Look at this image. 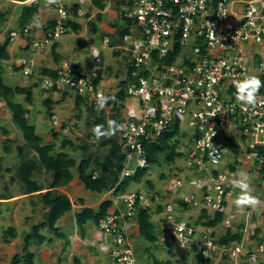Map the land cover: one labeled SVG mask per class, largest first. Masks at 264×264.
Instances as JSON below:
<instances>
[{"label": "built area", "instance_id": "obj_1", "mask_svg": "<svg viewBox=\"0 0 264 264\" xmlns=\"http://www.w3.org/2000/svg\"><path fill=\"white\" fill-rule=\"evenodd\" d=\"M50 6L55 12L53 25L30 41L31 56L21 58L18 67L40 89L72 92L98 108L101 96L108 94L96 82L95 68L62 60L55 76L38 71L34 54L56 43L74 17L69 0H56ZM120 12L133 21V34L124 37L128 64L124 92L126 99L136 103L135 109L125 105L118 124V143L125 157L119 180L149 166L146 145L159 143L173 122H178L179 130L185 125L190 132L184 168L190 174L171 181L170 199L157 194L150 197L152 204L161 207L163 230L158 241L191 245L203 260L216 254V261L209 264L235 260L244 254L243 237L239 242L217 243V225L197 231L178 216L174 199L188 208L220 213L219 224L226 230L233 228L237 214L228 202L235 182L223 166L224 152H233L225 145V137L230 136L240 148L238 154L233 152L237 161L244 156L251 162L264 194V86L254 106L237 99V86L244 79L258 77L264 82V0H122ZM19 35L29 38L33 29L25 26L10 32V41ZM171 55L173 59L165 63ZM116 196L118 202L110 208L117 206L109 208L96 227L108 243V264H137L136 210L150 206L140 191ZM249 253L251 261L257 254L264 256V240L257 241Z\"/></svg>", "mask_w": 264, "mask_h": 264}, {"label": "rangeland", "instance_id": "obj_2", "mask_svg": "<svg viewBox=\"0 0 264 264\" xmlns=\"http://www.w3.org/2000/svg\"><path fill=\"white\" fill-rule=\"evenodd\" d=\"M47 1L48 0H42V3L46 4ZM110 1L112 4V2H117L118 0ZM120 13L121 12L119 11V18L121 16ZM79 23L82 28L79 30V36L81 38L87 37L89 34V31L87 32V21L80 20ZM14 28L16 31L18 30L17 25ZM78 34L69 28L68 32L60 37V40H62L65 44H68L70 48L69 54L72 55L70 56V59L68 56V59L73 63H77L79 61L82 62L83 60L87 61L84 64L91 68L101 67V72L104 71L102 74L105 75V79L108 83V85L105 84V87H107L105 88L106 90L104 89L105 94L107 95L116 93L120 86V82L124 80L126 76V69L124 70L122 66L125 63L124 57L115 53L116 51L119 53V50L108 48L107 44H105L107 52L102 53L99 63L90 62L87 57L90 52L86 49H83L78 43H76L75 35ZM17 39L18 38L14 39V41ZM29 55L31 56V54ZM10 66H13V64H10ZM40 69L41 67L38 68V71ZM2 76L4 82L7 85L12 86V88L15 85H27L28 83L27 77H25L18 69L16 70L12 67L10 68V73H3ZM34 82L36 81L31 78V81L29 82V84L31 83L30 87L36 88L33 90L32 103L28 104L25 101V95L23 94H18L17 99L21 101L26 108H28L29 112L26 115L27 121L29 124L34 126L35 134L42 137V142L44 144H54L51 154L61 151L66 152L70 157L75 159L76 165L88 153H93L95 156L102 158L107 153L108 147L101 146L100 140H94L91 138V122L103 111L106 125L111 132V118L113 117V119L118 121L125 115L124 107L127 101L125 100L122 104L112 101L106 107L99 110L98 108L91 110L89 104L87 103H83L80 108H77L75 106V95L73 93L67 92V95L63 97L62 92H55L52 90L45 91L40 89L38 85L36 86ZM102 87L104 86L102 85ZM46 98H51V100L54 102L50 114L47 111V106L44 103ZM17 99L15 100L17 101ZM135 103L136 101L132 99L129 103L130 107L135 109ZM5 112L6 110H4V112H0V128H6V133L4 132V135L0 133V156H2L0 161L2 166L0 171L1 195L9 193L11 187H13L12 191H16L17 193L24 191L26 187L17 176L19 166L27 159H33L35 161L38 160L37 153L25 145V140L22 136V133L14 126L13 123H11L12 121H9V116H11L10 111L8 112V115L5 114ZM189 132L190 129L185 125L180 128L179 134L177 136L178 142L176 144L175 152L186 151V148L188 147L187 135ZM55 133L57 134L56 137L54 136ZM107 136L109 135L106 134L105 137ZM116 138L119 141L118 135ZM7 139L10 140V142H6ZM64 139L72 141L76 147H61V141ZM6 146L9 148V151L4 152V148ZM81 146H86L87 150L84 151L81 149ZM19 147H23V155L19 154ZM170 154L171 152L168 150L160 153L158 155V162L149 164L148 172L143 175L141 181L131 182L125 191H140L145 194V204L150 206L149 208H151V214L158 217L157 221L160 227H156V236L160 235L163 227L160 223L161 215H159L157 211L159 207L154 203L152 204L150 197L152 194H157L163 196L164 199L166 196L168 199H170L172 197V191H169L168 188L173 185L171 181L178 177H188V173L182 175V172H184L183 168L185 167V154H182L181 156L174 155L173 159L169 160L168 157ZM224 155L226 156L225 165H223L224 170L229 169V171L232 173L230 178L236 182L240 179L239 173L243 171L248 176V183L250 187L248 191L233 187L231 189V196L228 202L230 210L237 214V217L234 219L232 225V230H240V228L244 226L245 222L247 225L246 230L242 231L243 239L241 237L245 244L244 254L240 255L235 260L224 259L222 261L216 262V264H264L263 255L257 254V259L255 261L248 259L250 254L249 252L254 249L256 242L264 240V194L259 189L257 184L259 176L250 169L251 162L246 160L244 156H239V161H237L238 156H235L231 151H225ZM71 172L77 177V170L75 167L71 168ZM95 175L96 173H94V176ZM30 178L36 183H39V186L42 188H47L50 181L52 180L50 173H48L44 168L32 171ZM74 185L73 187L75 188ZM76 185H79L80 188L76 190L75 195L81 198H74L75 205H77L82 198H85L88 204H93L97 200L98 202L100 201V203L105 200H111L112 205L113 203L118 202L117 196L114 195L111 190L101 193L93 192L85 189L78 179ZM249 193L255 198L256 202L253 204H240L239 201L242 199L246 200L249 196ZM174 203L176 204V208H178L177 206H181L177 199H174ZM116 206L117 205L114 204L113 208H109L110 210H113ZM40 213L41 212L38 213V216H34L29 220H24L22 218L24 213L0 212V264H9L14 254H19V256L23 257L24 252L22 249L25 244L24 236L31 232L30 229L33 224H37L43 219V216L41 217ZM195 213L196 214H192L190 216L184 215L183 217L185 219H183L188 220L190 224L192 223L191 225H193L197 231H201L203 227H207L202 225L205 219L202 217L200 211ZM247 213L250 214L249 217H247ZM207 214L210 218H213L215 215L212 212H207ZM22 221L23 224L20 226ZM219 223L216 227V235L220 237L224 234L226 228L223 226V223ZM27 224L28 227L26 228L25 225ZM10 228L14 229V231L18 230V228L20 229L15 231L14 235L12 236L9 232ZM32 242L37 243L35 239L32 240ZM134 250L137 264H152V257L161 260L164 264H166V262H171V264H197L198 260L196 255L199 253H196L191 245L181 246L180 244L171 241L167 243H161L158 240L154 242H148L141 238L134 242ZM216 257L217 255H214L213 253L208 259H204L202 264H209L210 262L212 263L213 261H216Z\"/></svg>", "mask_w": 264, "mask_h": 264}, {"label": "trees", "instance_id": "obj_3", "mask_svg": "<svg viewBox=\"0 0 264 264\" xmlns=\"http://www.w3.org/2000/svg\"><path fill=\"white\" fill-rule=\"evenodd\" d=\"M25 1V0H20ZM106 0H91V3L98 10L102 11L105 7ZM37 5H29L24 6L23 13L20 17L21 25L25 23L31 22V19L34 13L37 11ZM73 13H76V8H73ZM75 15V14H74ZM120 17L122 20L126 22V26L123 28H118V36L120 41L126 36L133 34V21L129 18L123 16L120 13ZM96 20L100 19V14H96ZM54 23V22H53ZM52 24L49 26L51 27ZM68 27H72V30L76 33L80 28V25L69 21L67 23ZM96 26L94 24H90V31H95ZM8 44V40L3 44H0V61L9 59V55L7 53L6 47ZM175 51L178 52V47L175 48ZM56 59V58H55ZM173 59V55L164 59V62H170ZM56 61H58L56 59ZM1 66V64H0ZM55 70L52 69H42V74L55 76ZM98 79L96 80V82ZM126 80H122L120 82V86L116 93L108 94L106 97V104H110L113 102H119L122 104L127 95L124 92V85ZM46 91V90H45ZM16 94L25 95V101L28 104L32 103V91L31 87H20L17 86L12 88L6 85L2 77L0 76V99L4 101L5 106L8 108L11 114V121L14 126L22 133V136L25 140V145H27L30 149H32L35 153H37L38 160L35 161L33 159H27L23 161L18 169L17 176L19 180L25 185L26 189L24 193H33L36 191H40L42 188L38 185L34 180H31L30 176L32 171L40 168H44L50 176L52 177L47 191L41 195V199L44 205L48 207V211L45 214L44 221L33 225L31 232L24 237V246H23V257L19 256V254H14L9 262V264H34L33 263V254L27 250V246L31 239H35L38 243H42L44 237L40 234V229L44 227H48L53 232L58 233V228L55 227L56 221L67 211L71 209L70 200L62 194L53 191V188H57L60 186H64L68 184L72 178L73 173L71 172V168H76L77 170V179L85 189H88L93 192L101 193L104 191L113 190L114 195L121 194L126 191L127 187L131 182H140L143 175L148 172V167L137 169L136 172L132 175L125 176L121 180H119V173L123 167L124 163V154L120 150V146L117 140L118 134V124L119 120L112 119V122H115L116 130L111 132L106 125V120L103 115V111L100 115L96 116L91 122L92 132L91 138L94 140H100L101 146H107V153L102 157L95 156L93 153L86 154L76 165V161L74 158L70 157L66 152H57L55 154H51V151L54 147V144H44L42 142V137L35 134V128L33 125L29 124L27 121L26 115L29 110L25 108L22 103L15 102L13 100ZM63 97L67 95V91H62ZM75 106L80 108V106L84 103L85 100L79 96L75 95ZM45 105L47 106V111L49 114L52 110L53 101L51 99L44 100ZM90 109H96L94 105H89ZM5 131V130H4ZM179 126L178 122H173L172 126L169 130L163 132L159 139V143H152L146 145V155L149 163L158 162V155L165 150L171 152L168 157L169 160L173 159V156H181L184 152H175L176 144L178 142L177 136L179 134ZM111 133V134H108ZM108 134L109 136L105 137ZM56 137L57 134L55 133ZM6 142H10V140H6ZM225 145L231 148L233 152L238 154L240 152L239 145L235 144L234 137H225ZM70 146L76 147L72 141L68 139H64L61 141V147ZM81 149L84 151L87 150L86 146H81ZM9 148L5 147V151H8ZM19 154L23 155V147H19ZM233 169V168H231ZM94 173L96 175L94 176ZM151 186V185H150ZM111 200L102 201L97 210H93L92 208H83L79 213L76 214V223L79 227H82L83 224L88 221L96 222L100 217L105 215L111 206ZM157 211L161 210V207ZM202 217L205 219L202 223L203 226H215L219 222H221L223 215L217 213L213 218H210L205 209L200 210ZM151 212L148 208H138L136 210V220L138 225V235L141 239L146 240L148 242H154L157 240V236L155 233L154 224L150 220ZM10 235H14V229L10 228ZM242 237V228L237 231H233L232 228H228L223 235H221L217 243L224 245L232 242H239ZM194 251L195 248H193ZM197 253V252H196ZM197 264H202L203 256L201 253H197ZM152 264H164L161 260L152 257ZM166 264H171V262H166Z\"/></svg>", "mask_w": 264, "mask_h": 264}, {"label": "crops", "instance_id": "obj_4", "mask_svg": "<svg viewBox=\"0 0 264 264\" xmlns=\"http://www.w3.org/2000/svg\"><path fill=\"white\" fill-rule=\"evenodd\" d=\"M33 4L37 5L38 9L34 13L31 22L21 25L20 17L23 13L24 6ZM121 4L122 0L112 2V4L110 0H106L104 9L100 11L92 5L91 0H89V2L88 0H69L70 7L76 8L73 22L80 25V20L87 21V32L89 31L88 36L83 38L79 36V30L82 29L80 25L81 29L79 28L76 32L78 35H75V39L76 43H78L83 49H86L90 52V54H88L87 56L90 62L99 63L102 53L107 52L105 45L107 44L108 48L119 50V53L117 51L115 52L117 55L119 54V56L124 57L125 63L122 66L124 70L126 69V74L128 68L126 42L124 41V38L120 41L117 32L119 27L123 28L126 26V22L122 20L121 17H118ZM77 12H80V14H77ZM96 14H100L99 20L95 19ZM54 17L55 13L50 6L49 0L46 2V4L42 3V0H0V44H3L4 42H6V40H8L6 50L9 55V59L0 61V76L2 77L3 82L4 79L2 74L10 73L11 67L20 71V68L18 67L19 60L21 58L30 56V53L28 51V44L33 38H40L43 33L47 31L48 28H50L49 25L53 23ZM91 23L96 26L94 32L89 30ZM16 25L18 26L17 31L14 28L16 27ZM25 26H30L33 29V35L29 38H25L24 36L19 35L17 36L18 39L16 41H10V32H19ZM69 28H71L72 30L71 26ZM104 38H107V41H104ZM69 49L70 48L68 44H65L62 40L59 39L51 47H47L46 49H43L42 51L35 54L34 58L36 59L37 66L38 68L41 67L39 71L42 73V69L44 68L55 70L62 60H69L71 58L70 56L72 55L69 54ZM55 58L58 61H56ZM85 62L87 61L83 60L82 62L79 61L75 64L86 66V64H84ZM10 64H13V66H10ZM100 68L101 67H95L98 74V81L100 82L101 86H104L103 88L105 89L107 88L105 87V84L108 85V83L105 79V75L102 74L104 71L101 72ZM27 79V85H15L13 86V88L17 86L26 88L30 87L31 83L29 84V82L31 81V78L27 77ZM34 89L36 88H31L32 96ZM17 97L18 94L14 96L13 100L15 102L22 103L17 99ZM15 99H17V101ZM131 100L132 99H126V105H129ZM4 106V101L0 99V112H4V110H6L5 114L8 115L9 110L6 106ZM9 121L11 122V116H9ZM4 132L6 133V128L1 127L0 133L4 135ZM1 158L2 156H0V161ZM1 169L2 166L0 163V171ZM183 169L184 172H182V175L188 173L189 176L190 172H188L185 168ZM75 182L77 184V177L73 175L72 180L68 184L52 189L59 194L65 195L70 200L71 209L70 211L65 212L56 221L55 227L58 228V233L53 232L48 227H44L39 231L40 234L44 237L42 243H38L37 241V243L32 242V240L34 239H31L29 241L27 250L33 254L34 264H108V243L103 240L101 232L96 227V222L88 220L83 224L82 227H79L76 223L75 218L76 214L79 213L83 209V207L96 210L100 201L98 202L97 200L93 204H88L86 202V199L82 198L80 199L79 203L75 205L74 198H81L75 195L76 190L80 188V186L76 185ZM73 185L75 186V188L73 187ZM12 188L13 187L10 188L9 193H5L2 195L0 194V212L24 213V215L22 216L24 220H29L34 216H38V213L41 212L40 216H43V219L39 223L43 222L45 214L48 211V207L43 204L41 195L47 191L48 187H43L44 189L41 187L42 189L40 191H36L33 193H24V191H21V193H17L16 191H12ZM189 190L193 191L194 189L192 188ZM179 204L181 206H177V211L180 218H184V215L190 216L192 214H196L195 212L200 211L199 208H187L182 203L179 202ZM247 214V217H249L250 214ZM157 219L158 217L156 215H150V220L154 224L155 230L156 227H160ZM186 221L189 222L188 220ZM22 224L23 221L20 226ZM246 226L247 225L245 222L244 226L241 227L242 231L245 230ZM25 227L27 228L28 224L25 225ZM19 229L20 228H18V230ZM134 237L135 242L140 238L138 235L137 224L135 225Z\"/></svg>", "mask_w": 264, "mask_h": 264}, {"label": "clouds", "instance_id": "obj_5", "mask_svg": "<svg viewBox=\"0 0 264 264\" xmlns=\"http://www.w3.org/2000/svg\"><path fill=\"white\" fill-rule=\"evenodd\" d=\"M50 3H55L56 0H49ZM264 86V82H262L258 77H249L244 79L242 82L238 84V96L237 99L245 105L254 106L257 102V92L258 90ZM107 97L101 96L99 103H98V110L102 109L107 102ZM112 132L116 130L115 122H112ZM111 134V133H108ZM149 168V166H148ZM240 179L237 180L234 184L235 188L248 191L249 190V183H248V176L245 172L241 171L239 173ZM255 198L251 196L249 193L248 198L242 199L239 201L240 204H253L255 203ZM184 205V204H183ZM187 207L186 205H184ZM188 208V207H187ZM149 209V208H148ZM151 212V211H150ZM138 226V225H137ZM158 240V237H157Z\"/></svg>", "mask_w": 264, "mask_h": 264}]
</instances>
